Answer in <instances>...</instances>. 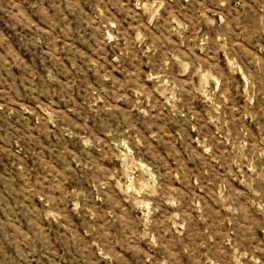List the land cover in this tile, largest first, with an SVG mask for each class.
I'll use <instances>...</instances> for the list:
<instances>
[{"label":"rangeland","instance_id":"rangeland-1","mask_svg":"<svg viewBox=\"0 0 264 264\" xmlns=\"http://www.w3.org/2000/svg\"><path fill=\"white\" fill-rule=\"evenodd\" d=\"M0 264H264V0H0Z\"/></svg>","mask_w":264,"mask_h":264}]
</instances>
